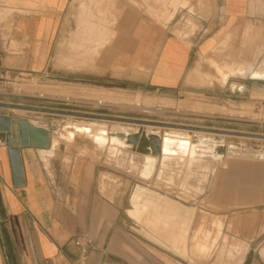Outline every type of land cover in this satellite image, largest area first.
<instances>
[{"label":"rangeland","instance_id":"374dc122","mask_svg":"<svg viewBox=\"0 0 264 264\" xmlns=\"http://www.w3.org/2000/svg\"><path fill=\"white\" fill-rule=\"evenodd\" d=\"M213 6L206 0H72L65 35L66 60H83L70 49L68 41H73L75 36L70 35L78 33L77 27L84 20L85 31L76 39L93 45L99 38L102 50L113 38L116 47L127 33L143 29L165 30L172 24L194 28L197 17H207V9ZM100 30L103 33L98 37ZM247 54L254 55L250 46ZM96 57L90 62L83 60L84 66H92ZM219 60L210 62L214 86L210 76L206 81L200 79V83L213 86L204 90L206 93L138 91L106 77L83 86L47 78L0 80V103L36 108H0V113L12 112L36 121L37 126L49 130L50 137L57 138L55 157L51 162L44 160L43 165L64 191L72 210L79 200V173L86 168L91 177V199L99 191L113 205L124 206L125 223L176 251L189 264H240L244 259L243 264H264L257 254L264 258V175H256L255 184L235 181L245 178L247 171L264 172L260 156L264 152V70L254 67L255 60L252 67H244L229 54ZM69 122L78 125L80 131L67 128ZM93 123L104 125L101 141L81 133ZM146 126L160 135L175 129L196 137V149L198 153L202 149L203 155L199 153V163L178 154L144 161L130 145L127 133L145 134ZM79 134L86 139L75 140ZM214 144L231 145L229 151L235 158L226 157L217 163L210 147ZM223 172L234 175L225 179V197H219L214 190ZM238 172L242 175H235Z\"/></svg>","mask_w":264,"mask_h":264},{"label":"crops","instance_id":"0c3cea01","mask_svg":"<svg viewBox=\"0 0 264 264\" xmlns=\"http://www.w3.org/2000/svg\"><path fill=\"white\" fill-rule=\"evenodd\" d=\"M71 3L72 0H0V79L47 78L83 86L106 77L128 89L181 95L213 89L210 62L218 63L221 55L229 54L244 67H252L255 60L254 67L264 70V0H206L214 6L207 9V17H197L194 28L172 24L165 30L143 29L127 33L116 47L113 38L102 50L99 38L93 45L76 39L85 29L81 23V32L72 33L75 38L68 45L84 62L97 56L89 67H83V60H66L65 35ZM215 5H219L218 12ZM102 33L100 30L98 37ZM248 46L253 56L247 54ZM208 76L213 86L200 83V78L206 81ZM0 115L22 118L12 112ZM77 137L85 139L83 135ZM0 140V264H80V249L74 239L82 235L93 241L85 264H189L176 251L151 241L125 223L124 206L113 205L99 191L91 199V177L86 168L79 173V200L72 210L64 191L43 165L44 160L51 162L56 155L58 143L54 154L46 153L52 148L51 137L46 149L19 146L23 174L20 185L14 184L3 133ZM240 172L235 175H242ZM220 175L214 193L225 197V179L234 174ZM256 175L264 172L247 171L245 178L235 181L255 184Z\"/></svg>","mask_w":264,"mask_h":264},{"label":"bare ground","instance_id":"6f19581e","mask_svg":"<svg viewBox=\"0 0 264 264\" xmlns=\"http://www.w3.org/2000/svg\"><path fill=\"white\" fill-rule=\"evenodd\" d=\"M9 1V0H8ZM12 1V0H11ZM13 2H15V1H13ZM5 3V2H4ZM12 3V2H11ZM24 4V3H23ZM34 7V6H33ZM83 17V16H82ZM87 20V19H86ZM85 21V20H84ZM83 21V23H85ZM88 21V20H87ZM82 22V21H81ZM79 23V22H78ZM93 23V22H92ZM85 24H87V23H85ZM80 25V24H79ZM79 27H81V26H79ZM97 27V26H96ZM100 28V27H99ZM77 29H81V28H78L77 27ZM80 31V30H79ZM78 31V32H79ZM95 31V30H94ZM81 32V31H80ZM87 33V32H86ZM73 35L74 34H72V36L70 35V37H73ZM81 36H83L82 34H80ZM87 35V34H86ZM100 35V34H99ZM90 37V36H89ZM85 38V37H84ZM74 39V38H73ZM72 39V40H73ZM82 40H84V39H82ZM84 41H86V40H84ZM80 42V41H79ZM81 43V42H80ZM83 44V46H84V42H82ZM99 42L96 44L95 43V45L96 46H99ZM94 45V48H96V46ZM86 47V46H85ZM88 46H87V50L86 51H88ZM98 48V47H97ZM96 48V49H97ZM96 49H95V51H94V54H95V52H96ZM85 50V49H84ZM93 50V49H92ZM85 51V52H86ZM59 64V63H58ZM81 66H83V65H81ZM83 67H85V66H83ZM88 67V66H87ZM196 71H198V69H196V68H194ZM201 70V69H200ZM199 70V71H200ZM192 72V71H191ZM194 73H197L198 74V72H195L194 71ZM190 75V74H189ZM194 74H192V76H193ZM243 75H245V74H243ZM191 76V75H190ZM198 76H199V74H198ZM197 76V77H198ZM199 78V77H198ZM192 79H193V77H192ZM196 79V78H195ZM194 79V80H195ZM201 79V78H200ZM197 80V79H196ZM199 80V79H198ZM197 80V81H198ZM189 81V80H188ZM225 81V80H224ZM195 82V81H194ZM193 82V83H194ZM226 82V81H225ZM189 84L191 83V82H188ZM192 83V84H193ZM45 89V88H44ZM237 90V89H236ZM148 99H149V97H147ZM143 99V98H142ZM147 99V100H148ZM151 99V98H150ZM146 100V99H145ZM145 100L143 101L144 103H145ZM154 100V99H153ZM140 102V101H139ZM138 102V103H139ZM147 102H149V101H147ZM150 103V102H149ZM30 123H32L33 125H35V126H37L38 124H37V122H30ZM67 125V124H66ZM69 126H67V128H70V130L71 129H75L77 132H79L80 131V127L78 126V125H76V124H74V123H70L69 122V124H68ZM81 126V125H80ZM66 127V126H65ZM147 128H148V131H146V132H144L145 134H141L140 132H133V133H127V136H128V141H129V143H130V145L133 147V149L138 153V154H140L142 157H143V159H144V161H147L148 159H151V158H153V157H156L157 155L159 156V155H161L163 158L165 157H171V155H174V154H178L179 156H184L188 161H193L194 162V164L195 163H197L198 162V160H199V158L201 157L200 156V154L202 155V153H200L201 152V150H200V148H199V153H198V151H197V149L196 148H198V146H199V141H197L196 140V137H191V136H188V134L187 133H184L183 131H174V130H169V131H167V132H165V134L164 135H160V134H158L157 132H152L150 129H153V127L152 126H146ZM84 129H83V131L81 132V133H85L86 135H84V136H87V138L89 137V138H92V139H94V140H97L98 138H99V140L101 139L100 138V136L103 134V132L105 131V129H104V125L103 124H89V125H87L86 127H83ZM156 129V128H155ZM157 129H160V128H158L157 127ZM75 130H74V132L73 133H75V134H78L77 132H75ZM165 131H166V129H165ZM186 132V131H185ZM70 134L72 133L71 131L69 132ZM201 133V132H200ZM203 133V132H202ZM117 134V133H116ZM157 135V136H155V135ZM71 135H73V134H71ZM71 135H69V136H71ZM79 135H81V134H79ZM78 135V136H79ZM121 135V134H120ZM119 135V136H120ZM61 136H63L62 134H60L59 133V137H61ZM114 136H115V134H114ZM76 137H77V135H76ZM75 137V138H76ZM102 137H104V136H102ZM124 137V136H123ZM73 138H74V135H73ZM88 138V139H89ZM86 139V138H85ZM87 139V140H88ZM105 139V138H104ZM111 139V138H110ZM109 139V140H110ZM93 140V141H94ZM92 141V142H93ZM101 141V140H100ZM124 141V140H123ZM56 142H57V138L55 137V136H51V144H52V148L51 149H47L46 150V153H51V152H53V150H54V147H55V145H56ZM96 142V141H95ZM99 142V141H98ZM98 142L96 143L97 145H98ZM112 142H114V141H112ZM116 142V141H115ZM125 142V141H124ZM100 144V146H102L101 144L102 143H99ZM119 144H121V143H119ZM213 144V143H212ZM99 146V145H98ZM202 146V145H201ZM231 146V145H230ZM230 146H227V145H220V144H214V145H212V146H210L212 149L211 150H213L212 152H213V157H214V159H216L215 161L217 162V163H219L220 161H222V160H224L226 157H233V156H231V154H230V151H229V148H230ZM202 148V147H201ZM206 148V147H205ZM204 149V148H203ZM208 149V148H207ZM96 150V149H95ZM204 151V150H203ZM204 154V153H203ZM203 156V155H202ZM241 156V155H240ZM256 156V155H255ZM263 159H264V152L262 153V155H260ZM174 157V156H173ZM175 157H178V156H176L175 155ZM209 157V156H208ZM246 157V156H245ZM233 158H235V156L233 157ZM238 158V157H237ZM174 159V158H173ZM176 159V158H175ZM177 159H179V158H177ZM180 159H183V158H181L180 157ZM245 159V158H244ZM236 160V159H235ZM253 160V159H252ZM183 161V160H182ZM259 161V160H258ZM257 161V162H258ZM215 162V163H216ZM199 163V162H198ZM214 163V164H215ZM189 164V163H188ZM193 164V163H192ZM201 167V166H200ZM214 168V167H213ZM102 187H103V185H102ZM187 238V237H186ZM184 241V240H183ZM181 243V242H180ZM181 245V244H180ZM184 249V248H183ZM185 250V249H184ZM183 250V251H184Z\"/></svg>","mask_w":264,"mask_h":264},{"label":"water","instance_id":"95a60500","mask_svg":"<svg viewBox=\"0 0 264 264\" xmlns=\"http://www.w3.org/2000/svg\"><path fill=\"white\" fill-rule=\"evenodd\" d=\"M0 108L36 110V108L33 107L4 103H0ZM0 133L4 134V144L7 147L14 184L20 185L23 182V174L19 155V146H32L46 149L50 145V132L44 127L33 125L26 118L16 119L5 115H0Z\"/></svg>","mask_w":264,"mask_h":264},{"label":"built area","instance_id":"2783aa9c","mask_svg":"<svg viewBox=\"0 0 264 264\" xmlns=\"http://www.w3.org/2000/svg\"><path fill=\"white\" fill-rule=\"evenodd\" d=\"M2 80V79H0ZM7 80H4V82ZM99 104H101L100 102H98ZM3 144V142L0 140V145ZM92 239L89 238L88 236H78L74 239V244L76 246L79 247L80 249V257H79V263L80 264H85L88 254H89V250L92 246Z\"/></svg>","mask_w":264,"mask_h":264}]
</instances>
